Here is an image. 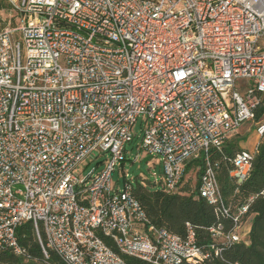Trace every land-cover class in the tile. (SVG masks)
Instances as JSON below:
<instances>
[{
	"label": "built area",
	"instance_id": "built-area-1",
	"mask_svg": "<svg viewBox=\"0 0 264 264\" xmlns=\"http://www.w3.org/2000/svg\"><path fill=\"white\" fill-rule=\"evenodd\" d=\"M2 1L21 24L0 27V250L27 258L17 234L27 222L62 264H215L249 244L254 197L226 201L210 154L253 122L252 147L228 159L237 194L264 143V0ZM138 118L160 189L181 192L198 173L190 192L219 219L207 246L188 222L184 237L155 226L131 182L112 183ZM96 150L109 158L80 179Z\"/></svg>",
	"mask_w": 264,
	"mask_h": 264
},
{
	"label": "trees",
	"instance_id": "trees-1",
	"mask_svg": "<svg viewBox=\"0 0 264 264\" xmlns=\"http://www.w3.org/2000/svg\"><path fill=\"white\" fill-rule=\"evenodd\" d=\"M264 110V107L261 108ZM261 110V111H262ZM257 111V118L260 115ZM239 148L237 142L226 140L220 153L212 151V160L220 162L218 182L222 196L226 201L233 196L240 202H246L254 197L249 206L251 214V228L249 232V244H233L221 251V257L215 258V264H264V143L258 147V152L252 159L251 170L248 178L238 185V193L234 195L236 185L228 177L230 159ZM188 169V168H187ZM198 184V173L196 174ZM133 195L144 208L149 220L157 227H164L174 234L184 237L185 224L188 222L195 231L196 241L199 245L207 246L211 242L208 228L216 224L219 219L214 209L204 199L196 196L195 192L181 191L174 194L164 192L162 189L150 191L135 179L131 184ZM19 243L26 249L27 258L15 256L8 249L0 250V264H62L59 258L52 252L49 258H45L40 245L35 237L30 223H24L17 228ZM123 264H152L141 259L122 255ZM190 264V263H183ZM209 264V263H199Z\"/></svg>",
	"mask_w": 264,
	"mask_h": 264
},
{
	"label": "rangeland",
	"instance_id": "rangeland-1",
	"mask_svg": "<svg viewBox=\"0 0 264 264\" xmlns=\"http://www.w3.org/2000/svg\"><path fill=\"white\" fill-rule=\"evenodd\" d=\"M17 12L9 7L7 2L0 0V27L4 25L3 20L11 19L16 16ZM15 24H21L20 17L16 16ZM259 46H264L263 39L258 42ZM142 118H138L132 126V133L134 138L131 142L126 143L125 160L122 164L115 166V171L111 177L112 183L116 184L118 190L124 188L125 180H129L132 185L135 184V179L144 184L148 190L154 191L160 189L159 181L163 173L162 162L158 156L146 152L144 149H139L141 138ZM256 132L254 130L253 122L243 124L237 131L231 133L227 140L237 142L239 148H251L256 141ZM109 155L99 151H93L83 161H81L77 168L76 174L80 179H83L93 168L94 174L99 172L105 165ZM196 172L189 169L183 180L181 191L185 192L192 189L196 184Z\"/></svg>",
	"mask_w": 264,
	"mask_h": 264
}]
</instances>
